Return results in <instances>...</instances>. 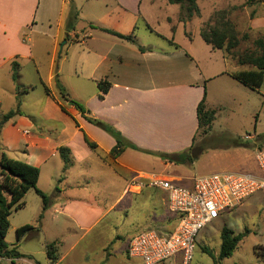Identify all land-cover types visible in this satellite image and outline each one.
Returning a JSON list of instances; mask_svg holds the SVG:
<instances>
[{"label": "crops", "instance_id": "obj_1", "mask_svg": "<svg viewBox=\"0 0 264 264\" xmlns=\"http://www.w3.org/2000/svg\"><path fill=\"white\" fill-rule=\"evenodd\" d=\"M43 1L40 10V0H0V70L9 69L11 79V64L15 63L17 88H28L21 96L20 114L0 132V148L9 158L38 169L36 188L48 197L46 209L42 210V202L36 209L41 218L35 215L31 223L16 225V229L32 228L19 240L37 241L43 264H50L46 246L52 243L57 248L54 264H61L82 243V253L100 247L127 264H142L128 256L132 237L151 230L168 233L177 223V216L168 209L166 192L143 183L160 178L191 188L197 177L188 175V166L147 153L173 155L194 145L200 130L196 109L204 91L205 108L215 113L216 103L210 95L232 82L244 87L230 77L239 67L234 69L222 52L216 54L218 50L203 42L200 13L180 22V7L167 0ZM70 6L78 16L73 29L66 31ZM107 32L130 36L132 42ZM33 34L39 35L38 43L50 45L45 52V79L37 66L39 48L28 36ZM27 67L36 72L37 82L24 85L20 80ZM56 76L70 99L84 107L86 116L110 126L139 151L125 149L112 157L114 139L60 99ZM99 82L109 85L102 99L98 98ZM37 87L44 96L30 112L25 100ZM260 133L244 137L255 141L264 136ZM84 137L96 149H90ZM242 137L232 133L236 139L232 152L212 150L200 159L203 168L257 176L255 155L261 146L254 151L249 142L237 141ZM59 148L69 152L65 172ZM260 201H264V191L240 209L247 213ZM25 207L24 203L18 211ZM16 252L19 264H40L36 251L26 256Z\"/></svg>", "mask_w": 264, "mask_h": 264}, {"label": "rangeland", "instance_id": "obj_2", "mask_svg": "<svg viewBox=\"0 0 264 264\" xmlns=\"http://www.w3.org/2000/svg\"><path fill=\"white\" fill-rule=\"evenodd\" d=\"M246 1L197 0L196 4L202 16V21H204L203 24L207 23L214 13L225 12L227 19L234 26L237 39L239 40L244 34L248 35L247 41H240L238 46L230 51L231 53L229 55H223L227 62L234 64V69H237V66L231 60L233 54L241 53L244 49L251 47L252 42L256 39L261 38L264 40V2L263 0H254V2L246 4ZM48 4H50V0H48ZM43 7L44 1L40 0V10ZM178 14H180L179 11ZM48 20H50V17H48ZM43 27L46 26L44 25ZM28 36L32 37L35 46L39 48L37 66L40 76L42 79H45L48 63V56L45 52L50 48L49 42L45 41L43 44L38 43L40 37L37 34ZM221 52L217 51L216 54H220ZM227 69L229 71L230 65L227 66ZM248 69L249 67H239L237 71ZM22 76L24 77L20 80L21 84L25 85L26 83L37 82L36 72L32 71V67L23 69ZM17 85V82L15 84L12 83L9 69L5 68L0 70V122L5 113L15 110L16 98H18L21 104L23 90H28V88H17ZM43 96V91L39 87L33 90L28 100H25L27 109H31L30 112L35 111ZM210 98L216 103L213 128L210 131L201 128L194 139L195 148L200 149L202 154L193 164L183 165L190 168L186 170L190 176L215 173L208 172V169L203 168L201 161L207 154L211 155L212 150H224V153H231L236 142V139L232 138V133L236 132L239 135H243L237 141L249 142V148L254 151L264 141V136H261V138L255 141H247L244 139L245 134L254 135L255 133L264 132V84L258 91H253L245 87H239L237 83L232 82L223 91L220 89L216 90L213 96L210 95ZM28 131L31 134L35 133L33 129H28ZM229 134L231 135L229 136ZM201 158L203 159L200 161ZM25 196L23 199V202L26 204L25 209L16 212L13 211L9 217V228L5 242L9 246H16V250L25 256L37 252L36 257L40 259L37 261L43 264V256L38 253V251H41L39 249L42 248L39 247L37 241L27 240L21 242L16 239V225L22 221L31 223L35 215L37 219L40 218L37 215L36 209L42 202L41 199L33 192ZM250 198L252 196L245 199L241 204ZM224 228L232 231L234 235H242V239L230 257L218 262L217 257L221 245L220 235ZM84 246V243H82L79 247L71 251L69 256L61 264H127V262L119 260L116 253L111 254L109 250L105 251L100 247L87 248L84 251L85 253H82V249L85 248ZM260 247H264V201L255 204L247 213L242 212L240 206H237L231 211H225L215 221H212L201 229L195 240L190 264H264V257L261 256V251L258 250ZM202 248H207L214 256L215 261L204 253ZM0 264H19V262L13 261L11 263L10 259L0 258ZM166 264H173V261L168 260Z\"/></svg>", "mask_w": 264, "mask_h": 264}, {"label": "trees", "instance_id": "obj_3", "mask_svg": "<svg viewBox=\"0 0 264 264\" xmlns=\"http://www.w3.org/2000/svg\"><path fill=\"white\" fill-rule=\"evenodd\" d=\"M171 5H178L180 7V14L178 20L184 22L191 19L192 17H199V10L196 5V0H167ZM254 0H247L246 4H250ZM77 11L73 6H70V11L68 14L66 22V31L73 29V25L77 20ZM105 31V30H103ZM111 35L116 36L119 39L132 42L130 36H121L116 33L107 32ZM200 37L206 45H209L212 50L222 51V54L229 55L232 49L236 48L240 41H247L248 35L244 34L239 40L237 39V33L234 29L232 23L227 19L225 12H216L212 17L203 24L200 29ZM238 67H249L248 70L237 71L230 74V77L244 86L253 91H258L264 84V40L259 38L252 42L251 47L244 49L241 53H235L231 57ZM11 80L16 82L17 80V66L15 63L11 64ZM46 95H49L47 88L41 84ZM55 87L58 91L60 99L68 102L72 105L82 117L90 124L98 127L108 135H110L114 141L115 146L111 151L112 157L119 156L125 149H132L139 151L134 145L127 142L118 132L112 129L110 126L92 119L87 115V111L79 103L70 99L66 90L61 86L58 81L57 76L55 77ZM98 88V98L102 99V96L107 92L109 85L106 82H99L97 84ZM205 97L206 93L204 91L203 98L197 106L196 116L198 120V129L205 128L206 131H210L212 127V122L214 120V111L206 110L205 108ZM20 102L16 98L15 110L9 111L2 116L0 122V132L5 123H7L11 118L20 114L19 111ZM85 143L92 150L96 149V145L91 143L84 137ZM58 153L60 159L63 163V170H65L70 165V159L68 157L69 152L65 148H59ZM149 155L157 156L160 159L174 164V165H191L198 157L202 154L200 149L192 146L178 154L165 155V154H154L147 153ZM39 171L36 167L28 165L24 162L14 160L9 158L5 153L0 151V258L1 259H14L20 258L17 254L15 247L8 246L5 242V237L9 228V217L14 211L22 209L24 206L23 198L30 191L33 190L35 194L42 201V210H45L48 205V197L40 192L36 188L38 181ZM41 218V215H40ZM177 221V220H176ZM32 228L28 225L22 226L16 229V239L17 241ZM171 232V231H170ZM221 245L217 261L228 258L232 255L233 251L236 249L238 243L242 239V235H234L232 231L224 228L220 235ZM261 251V256L264 257V247L258 248ZM47 256L50 264H54L57 260L56 258V244L52 243L46 246ZM202 251L211 257L214 261V256L207 248H202Z\"/></svg>", "mask_w": 264, "mask_h": 264}, {"label": "built area", "instance_id": "obj_4", "mask_svg": "<svg viewBox=\"0 0 264 264\" xmlns=\"http://www.w3.org/2000/svg\"><path fill=\"white\" fill-rule=\"evenodd\" d=\"M255 162L257 176L229 172L201 175L193 179L191 188L160 178L148 179L144 186L166 192L168 209L177 216V223L168 233L151 230L136 234L129 242L128 256L142 264H166L168 260L173 264H190L201 229L221 213L233 210L245 199L264 191V143L255 155Z\"/></svg>", "mask_w": 264, "mask_h": 264}, {"label": "water", "instance_id": "obj_5", "mask_svg": "<svg viewBox=\"0 0 264 264\" xmlns=\"http://www.w3.org/2000/svg\"><path fill=\"white\" fill-rule=\"evenodd\" d=\"M263 2H264V0H263Z\"/></svg>", "mask_w": 264, "mask_h": 264}]
</instances>
